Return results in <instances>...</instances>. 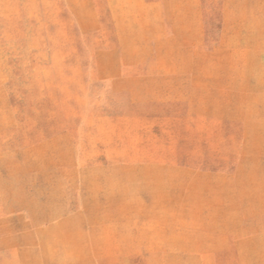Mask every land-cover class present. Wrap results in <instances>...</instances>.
Here are the masks:
<instances>
[{
  "label": "rangeland",
  "instance_id": "rangeland-1",
  "mask_svg": "<svg viewBox=\"0 0 264 264\" xmlns=\"http://www.w3.org/2000/svg\"><path fill=\"white\" fill-rule=\"evenodd\" d=\"M0 264H264V0H0Z\"/></svg>",
  "mask_w": 264,
  "mask_h": 264
}]
</instances>
